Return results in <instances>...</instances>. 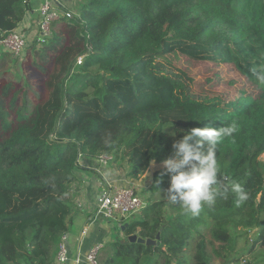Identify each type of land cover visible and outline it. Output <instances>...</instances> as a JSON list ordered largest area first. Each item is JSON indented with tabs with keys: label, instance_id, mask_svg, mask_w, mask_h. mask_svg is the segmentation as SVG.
Instances as JSON below:
<instances>
[{
	"label": "trees",
	"instance_id": "1",
	"mask_svg": "<svg viewBox=\"0 0 264 264\" xmlns=\"http://www.w3.org/2000/svg\"><path fill=\"white\" fill-rule=\"evenodd\" d=\"M78 1L75 17L53 23L46 42L31 46V63L46 76L43 92L26 74H0V264H56L81 158L110 155L116 165L127 157L128 176L139 179L150 161L171 155L169 132L211 136L230 125L236 131L215 145L221 195L214 205L193 216L168 200L174 215L167 219L166 201L151 202L121 227L127 240L110 243L99 261L212 264L213 254H229L227 263L239 264L238 240L248 244L243 254L263 248L264 0ZM28 2L0 0V42L21 30ZM172 55L205 73L210 64L227 66L250 91L234 102L227 90L216 101L184 98L183 83L162 73ZM220 80L198 81L197 90L218 89ZM233 182L246 199L230 190ZM134 235L160 239L148 246L131 243Z\"/></svg>",
	"mask_w": 264,
	"mask_h": 264
},
{
	"label": "rangeland",
	"instance_id": "2",
	"mask_svg": "<svg viewBox=\"0 0 264 264\" xmlns=\"http://www.w3.org/2000/svg\"><path fill=\"white\" fill-rule=\"evenodd\" d=\"M79 1L77 0V5ZM73 8V7H72ZM75 8V7H74ZM73 8V10H74ZM78 14L77 9H75V14L73 17H75ZM39 22V21H38ZM24 24V23H23ZM21 26V29L24 28V31L30 36V43L28 47L26 48V52L19 58L14 57V59H17V62L13 60L12 55L9 54H4L0 51V74L5 71H11V76L12 77H18V74H26L28 75V78L32 80V82L36 85V88L40 91H44V83L46 80V76L39 71H37L32 63H31V58L29 57V52L31 49V46L35 47V44L37 41V38L41 37V32L39 31L38 26L34 25H23ZM1 49V48H0ZM29 49V51H28ZM14 61V63H13ZM169 61L172 63L170 67H167L168 69L162 70V73L164 75H168L170 71V74L174 79L179 80L183 83L184 90L182 91L184 98H189L191 100H197V101H216L218 98H221V93L224 91L229 93L231 97L228 99L229 101H236L238 100L239 96H242V90L245 91H250L247 86H245V82L240 78V76L234 72V71H229L227 66H217L210 64L208 66V73H205V66L199 65V66H194L191 64H188L185 59L183 58H177L174 55L169 57ZM155 72L161 71L159 69H155ZM214 76H218L219 79V88H209L205 87L206 92H200L197 90V83L198 81H203L207 82L212 79H214ZM226 83H229V86L226 87ZM225 94V93H224ZM224 99V98H222ZM122 162L116 163L115 167H122L125 170L130 171V167L127 161V157L122 158ZM261 160L264 161V155L261 157ZM113 164V163H111ZM127 170V171H128ZM163 171L162 167L160 164H156L155 166H151L146 174L142 175L137 182L141 183V185H136V186H128L131 188H135L138 190L142 191V195H144L147 199V205L151 202L155 201H166V207L164 210L165 217L167 218L170 215H174V205L169 204V199L166 197L167 196V189L169 187V177L167 175L161 177L159 172L161 173ZM158 174V177H157ZM157 180H160L161 182L157 184ZM123 188V187H122ZM146 205V206H147ZM76 209H79L81 207H85V204L82 201H79L76 203ZM145 206V207H146ZM144 207V208H145ZM143 208V209H144ZM141 216V211L137 212L130 218L126 220H120L115 221V220H106L104 217L99 218V223L98 225L102 227L103 229V235H104V240H102V236L99 237V244L104 243V249L100 251V261L101 259L103 260L104 257H107L109 255L110 251V246L109 244L118 240L124 241L127 240L126 236L123 233V230L121 227L124 225L125 222H132L133 220L139 218ZM96 217V215H95ZM168 219V218H167ZM121 221V222H120ZM207 242L211 241V235L209 232L205 233ZM195 244L196 240H192L190 247L188 248V254H193L194 249H195ZM217 245V244H216ZM218 246H216L217 248ZM248 248V244L246 243V239H240L238 240L237 247H236V252L234 253V256L241 257L239 259V264H245V263H250V264H255L258 258H264V247H258L255 252L253 253H244L243 252ZM209 252L213 254V249L212 247H209ZM58 253V252H57ZM72 254H74L72 252ZM111 254V253H110ZM229 255V254H228ZM227 255V256H228ZM226 256V257H227ZM225 257V258H226ZM219 259L215 254H213L212 258V264H228L227 260ZM232 264H236L232 263Z\"/></svg>",
	"mask_w": 264,
	"mask_h": 264
},
{
	"label": "clouds",
	"instance_id": "3",
	"mask_svg": "<svg viewBox=\"0 0 264 264\" xmlns=\"http://www.w3.org/2000/svg\"><path fill=\"white\" fill-rule=\"evenodd\" d=\"M235 131V126L230 125L222 130H212L211 136L200 129L185 134L175 130L169 132L174 141L172 152L160 162L163 169L160 175L169 177L166 197L183 208L185 213L197 216L203 206L214 205L217 196L221 195L215 145L222 137L231 136ZM155 165V160L150 161V166ZM160 182L157 180V184ZM230 190L237 193L241 200L247 198L238 183L233 182Z\"/></svg>",
	"mask_w": 264,
	"mask_h": 264
},
{
	"label": "built area",
	"instance_id": "4",
	"mask_svg": "<svg viewBox=\"0 0 264 264\" xmlns=\"http://www.w3.org/2000/svg\"><path fill=\"white\" fill-rule=\"evenodd\" d=\"M75 0H43L38 13L39 31L41 37L37 43H44L52 34L53 23L62 18L72 19L75 14L73 2ZM21 29V28H20ZM30 36L24 31L14 30L1 42L0 46L13 55L21 57L30 43ZM82 59L79 60V63ZM114 160L113 156L103 155L99 158L101 165L108 166ZM142 191L131 187H109L100 194L98 199L97 217H104L106 220H126L141 211L147 205V198L141 194ZM121 220V221H122ZM120 221V222H121ZM104 248V243L94 245L84 255L80 252L72 254L68 243V236L62 238L56 257V264H100L99 254Z\"/></svg>",
	"mask_w": 264,
	"mask_h": 264
},
{
	"label": "crops",
	"instance_id": "5",
	"mask_svg": "<svg viewBox=\"0 0 264 264\" xmlns=\"http://www.w3.org/2000/svg\"><path fill=\"white\" fill-rule=\"evenodd\" d=\"M42 1L29 0L32 10L27 13L23 25H35L39 21L37 10ZM80 165L82 170L79 172V180L71 189L74 211L70 220L68 243L74 254L80 252L84 255L98 244L100 236L104 240V231L98 225L100 217L96 215L100 194L109 187L139 186L141 183L128 176V169L115 167L111 163L103 166L98 159L81 158ZM79 201L85 207L76 209Z\"/></svg>",
	"mask_w": 264,
	"mask_h": 264
},
{
	"label": "water",
	"instance_id": "6",
	"mask_svg": "<svg viewBox=\"0 0 264 264\" xmlns=\"http://www.w3.org/2000/svg\"><path fill=\"white\" fill-rule=\"evenodd\" d=\"M160 239V236L157 237V241H153L151 239L149 240H144L142 238H139L137 235H134V236H131L129 237V241L131 243H134V242H137L139 244H146L148 246H153V245H156L158 243V240Z\"/></svg>",
	"mask_w": 264,
	"mask_h": 264
}]
</instances>
